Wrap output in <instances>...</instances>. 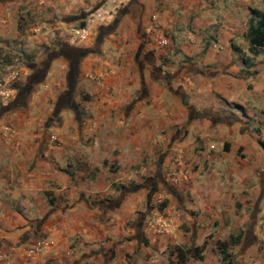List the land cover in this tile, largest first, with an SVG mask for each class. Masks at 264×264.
<instances>
[{"label": "crops", "instance_id": "crops-1", "mask_svg": "<svg viewBox=\"0 0 264 264\" xmlns=\"http://www.w3.org/2000/svg\"><path fill=\"white\" fill-rule=\"evenodd\" d=\"M74 1L0 0L47 62L0 108V264H264V0Z\"/></svg>", "mask_w": 264, "mask_h": 264}, {"label": "rangeland", "instance_id": "rangeland-1", "mask_svg": "<svg viewBox=\"0 0 264 264\" xmlns=\"http://www.w3.org/2000/svg\"><path fill=\"white\" fill-rule=\"evenodd\" d=\"M75 2L80 4V0L74 1L76 5ZM78 12L79 10L75 14L79 15ZM8 34L0 29V108L3 106L2 103L14 95L11 89L24 84L27 78L32 75L29 70L33 64L39 66L44 62V50L29 41L30 39L26 38L28 36H25L24 32H20L17 37ZM163 202V198L157 199V204Z\"/></svg>", "mask_w": 264, "mask_h": 264}, {"label": "built area", "instance_id": "built-area-1", "mask_svg": "<svg viewBox=\"0 0 264 264\" xmlns=\"http://www.w3.org/2000/svg\"><path fill=\"white\" fill-rule=\"evenodd\" d=\"M73 32L76 33V35L79 36V39H84L85 38V34L83 33V29H80V28H76L74 30H72ZM34 34H38L40 33V30L38 28H34L33 31H32ZM157 45L161 48H167L170 46V42L168 40L167 37L165 36H158L157 37ZM214 48H216V46H213ZM14 130L9 127V126H6L3 128L2 130V137L6 140L10 139L13 135H14ZM51 140H53V142H56L57 141V138L55 137H52ZM173 165L175 166L173 172H172V180L175 182V183H178L180 181H182L183 179H185L186 177V174H185V171L184 169L182 168V163L181 161L176 158L173 160ZM164 229L168 227V225H164L162 226ZM42 249V245L40 246H37L35 248H33L31 251L32 252H39L40 250Z\"/></svg>", "mask_w": 264, "mask_h": 264}, {"label": "trees", "instance_id": "trees-1", "mask_svg": "<svg viewBox=\"0 0 264 264\" xmlns=\"http://www.w3.org/2000/svg\"><path fill=\"white\" fill-rule=\"evenodd\" d=\"M252 13L256 16L257 23L252 24L249 27L246 33V38L249 43L250 54L257 55L260 52L264 51V12L253 11ZM80 26H84V23L81 22ZM245 63L248 64V61L245 60ZM33 66L31 67V69H33ZM192 253L194 256H197L196 249H194ZM222 253L224 254V252ZM177 256H178V259L181 261L184 256V252L179 250Z\"/></svg>", "mask_w": 264, "mask_h": 264}, {"label": "flooded vegetation", "instance_id": "flooded-vegetation-1", "mask_svg": "<svg viewBox=\"0 0 264 264\" xmlns=\"http://www.w3.org/2000/svg\"><path fill=\"white\" fill-rule=\"evenodd\" d=\"M63 53L65 54H70L72 55L73 57H76L77 53L76 52H73V51H68V50H65L63 51ZM36 66H33V69H32V75L29 77V82H27V86L25 88H20V90L18 91V95L21 96V95H24L26 94L29 90H30V86L36 82L37 80H39L40 78H42L44 76V74L46 73V70H47V62H43L41 65L37 66V72H34V69H35ZM39 69V70H38Z\"/></svg>", "mask_w": 264, "mask_h": 264}]
</instances>
